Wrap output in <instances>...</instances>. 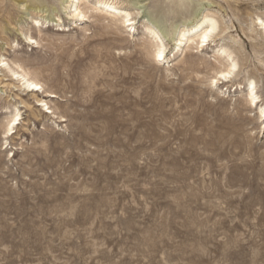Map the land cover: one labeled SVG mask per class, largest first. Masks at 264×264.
<instances>
[{"label":"rangeland","instance_id":"374dc122","mask_svg":"<svg viewBox=\"0 0 264 264\" xmlns=\"http://www.w3.org/2000/svg\"><path fill=\"white\" fill-rule=\"evenodd\" d=\"M41 1L0 0V264H264V0H115L132 29ZM201 11L208 45L174 49Z\"/></svg>","mask_w":264,"mask_h":264},{"label":"bare ground","instance_id":"6f19581e","mask_svg":"<svg viewBox=\"0 0 264 264\" xmlns=\"http://www.w3.org/2000/svg\"><path fill=\"white\" fill-rule=\"evenodd\" d=\"M29 1L32 3L28 6L29 10H31L36 15H38V17L49 18L50 13L47 14L49 10L44 9L43 5H41L42 4L41 0H29ZM67 2L69 3L67 7L68 8L67 12L70 15H72V17L75 16V17H80L82 19H85L86 17H88L89 11L91 12L101 11V13H104L105 15H107L106 17L111 18V20L114 21L113 23L119 22L121 24H124V26L125 25L131 26V29L133 28L134 18L133 17L131 18L132 12L128 11L125 8H122L119 5V2H116L115 0H95L91 4L89 0H67ZM87 4L88 5L90 4V5L87 6ZM139 14L140 12H136V15H139ZM150 21L153 24V27L155 28V30H152L155 33V35H162L163 37L168 36V33L166 32V30L163 29L161 25L162 24L161 20L151 19ZM37 22L39 23L40 21H37ZM251 24L257 25L258 27L261 26L260 28H262L263 29L262 32H264L263 17L257 16L256 18H251ZM217 26H218V21L209 12H202V11L192 21H185V22L176 24L174 27L173 33H172L173 34L172 39L174 40V49H179V50L183 49L182 48L183 45L187 46V48H191L193 44L196 45V47H200V48L208 45L210 38L213 36V33L216 30ZM26 37L30 40L31 39L33 40V37L30 35ZM36 42L39 43L37 39H36ZM222 50L224 52H227L226 56L228 59L232 58L231 51L228 52V50L224 48H222ZM165 52H166V46L164 44H158L157 50L156 52H154L155 55L154 54L153 55L158 60H161V59L163 60L165 59ZM183 52L184 50H182V53ZM16 65L18 67H22L20 64H16ZM237 65H238L237 61L232 59L228 64L227 70L220 72L219 73L220 76L215 77L213 82L219 81L218 79L220 78L228 79V77H230V75L236 69ZM11 71H13V73L19 78L21 82L20 84L27 87V89L29 88L30 90L34 92H37L40 89H43V85L39 81V79L36 76H32L30 72H28L26 69L22 68L21 72L16 71L14 69H11ZM247 88H248V92H247L248 102L252 106L253 105L257 106L258 101H259V95L256 90L257 89L256 82L254 80H250ZM46 91H49V90H46ZM49 92H51V95H52L51 97L58 96L56 92L54 91H49ZM35 97L37 98L38 101L42 102V104L44 103L43 106L45 107L48 106V109H51L50 112L54 114L56 113V110H52V107L49 106V102L44 99L45 97L39 98V94H35ZM260 113H261V116L264 117V108L260 110ZM60 117L63 118L65 117V115H60ZM19 118H20V113L18 112L17 115H15V117L11 119V121L14 123H18ZM11 129L13 130L14 128L9 127V123H8V130H11Z\"/></svg>","mask_w":264,"mask_h":264}]
</instances>
